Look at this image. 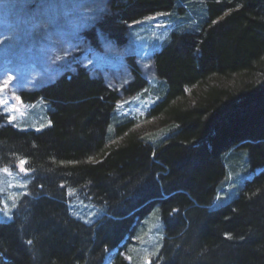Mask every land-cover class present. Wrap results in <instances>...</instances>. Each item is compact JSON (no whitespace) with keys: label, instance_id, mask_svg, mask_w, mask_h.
I'll return each instance as SVG.
<instances>
[{"label":"trees","instance_id":"trees-1","mask_svg":"<svg viewBox=\"0 0 264 264\" xmlns=\"http://www.w3.org/2000/svg\"><path fill=\"white\" fill-rule=\"evenodd\" d=\"M177 1L112 0L97 27L121 43L127 23ZM199 1L207 7L199 31L174 32L156 55L168 83L152 109L169 128L162 142L114 126L117 92L85 70L33 94L50 106L44 131L0 119V170L25 159L32 173L13 220L0 221V264H104L154 202L164 227L157 264H264V0ZM140 85L138 77L131 89ZM115 135L123 139L111 146ZM233 150L263 171L215 205ZM71 188L105 216L91 225L75 218ZM112 264L130 263L118 253Z\"/></svg>","mask_w":264,"mask_h":264},{"label":"rangeland","instance_id":"rangeland-1","mask_svg":"<svg viewBox=\"0 0 264 264\" xmlns=\"http://www.w3.org/2000/svg\"><path fill=\"white\" fill-rule=\"evenodd\" d=\"M113 11L112 0H0V83L7 81L2 94L7 104L0 105L3 123L24 131L49 128L50 106L33 94L63 76L85 70L117 92L114 126L129 124V133L150 137L151 142L165 139L168 125L152 113L168 87L157 73L156 55L174 32L199 31L207 18L206 4L178 0L171 12H158L127 23L121 43L97 27ZM138 77L141 85L131 89ZM194 90L187 89L189 100H193ZM122 139L113 136L111 146ZM237 153L240 152L233 150L225 157L227 177L215 205L224 206L234 200L244 183L263 171H251L248 156L235 160ZM21 160L25 161L19 159L13 167H5L8 172L3 171L5 168L0 170L1 222H11L13 210L29 194L32 173L27 162L21 170ZM156 203L159 202L153 203L145 220L135 225L121 251L110 252L104 264H112L118 253L130 264L158 263L164 227L161 208ZM69 204L72 215L84 223L95 224L105 216L77 189H69Z\"/></svg>","mask_w":264,"mask_h":264},{"label":"snow or ice","instance_id":"snow-or-ice-1","mask_svg":"<svg viewBox=\"0 0 264 264\" xmlns=\"http://www.w3.org/2000/svg\"><path fill=\"white\" fill-rule=\"evenodd\" d=\"M7 87V81H4L3 83H0V105H6L7 104V101H5L3 98H2V94L4 93V90L5 88ZM16 99H19L18 97ZM11 110V109H9ZM26 163V161L24 160H21L19 162V167L21 168L22 171H24L23 169V165ZM4 172H8V169L5 168L3 169ZM5 207H7V205H5ZM29 244L31 243V241L28 242ZM150 264V262H149Z\"/></svg>","mask_w":264,"mask_h":264}]
</instances>
